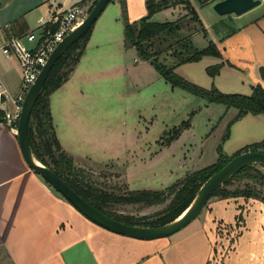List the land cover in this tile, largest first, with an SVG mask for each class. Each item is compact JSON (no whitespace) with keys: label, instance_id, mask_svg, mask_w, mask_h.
<instances>
[{"label":"crops","instance_id":"1","mask_svg":"<svg viewBox=\"0 0 264 264\" xmlns=\"http://www.w3.org/2000/svg\"><path fill=\"white\" fill-rule=\"evenodd\" d=\"M93 1L0 0V45L11 36L24 37L30 32L39 34L40 22L47 21L53 12L81 6L87 13ZM109 2H113L116 10L113 22L123 33L124 53L132 55L128 51L134 49L124 45L125 21L134 23L146 15V0H124V15L122 0ZM174 6L166 7L152 17ZM257 6L262 9L260 13L246 18L231 32L207 41L215 43L220 57L201 58L207 59V67L222 63L220 71L223 74L219 76L225 82L222 85L229 88L246 85V91H242L245 94H250L252 86L257 84L264 89V81L257 73V67L264 65V0H260ZM243 17L244 13L236 19ZM101 20L110 25V21ZM94 31L95 23L78 64L88 58V47L97 50L100 46L93 38ZM104 38L110 43L109 33ZM24 42L30 47L34 45L25 39ZM123 65L119 67L130 68L129 62ZM74 72L79 80L91 76L90 73ZM98 72L110 74V67ZM0 82L12 96L19 93L20 66L14 56H5L1 50ZM49 104L57 138L61 146L64 145L62 148L73 157L78 151L61 142L50 100ZM10 105V102L0 105V111L2 107L9 109ZM260 115L245 114L231 126L245 117H250L248 121L262 123ZM262 132L263 135L257 137V132L250 130L248 140H261L264 129ZM234 245H241L245 251L246 260L240 263L264 264V203L261 200L241 196L211 197L196 218L168 237L143 240L114 233L89 220L32 171L22 157L16 130H12L3 117L0 119V264H226Z\"/></svg>","mask_w":264,"mask_h":264},{"label":"rangeland","instance_id":"2","mask_svg":"<svg viewBox=\"0 0 264 264\" xmlns=\"http://www.w3.org/2000/svg\"><path fill=\"white\" fill-rule=\"evenodd\" d=\"M209 1L205 5L202 4L207 0L189 1L198 16L195 21L181 3L161 11L151 20L174 21L185 16L183 21L191 20L188 21L190 28L184 27L180 34H190L194 46L203 48L208 40L231 32L246 18L262 10L254 7L238 20L234 14L219 16L213 10V4L218 0ZM114 13L113 2H108L101 17L94 22L93 38L100 43L99 48L88 47V58L77 63L68 80L49 97L61 142L72 145L73 151L77 149L78 152L72 154L74 162L92 170L99 185L114 188L116 192L163 189L186 173L214 163L220 152L231 156L254 143L248 140L250 130L257 132V137L263 135V115H260L262 123L248 121L250 117H245L231 126L237 120L234 119L236 108L226 110L223 104L207 102L181 88L171 87L135 50L128 51L132 55H125L123 33L113 22ZM220 17L224 18L218 22ZM101 19L110 21V25L103 24ZM106 33L110 34V43L104 38ZM156 47L154 51L164 49V45ZM165 53L156 55L155 61L173 65V59ZM90 60L92 62L87 63ZM206 61L188 62L175 67L174 71L203 88L215 87L223 93L245 94L242 91H246V85L243 88L223 86L225 82L219 77L223 72L209 76ZM128 62L130 68L119 67ZM108 67L110 74H99L98 71ZM74 71L91 76L79 80ZM9 109H12L11 105ZM184 121H189L188 126L172 138L175 128ZM258 167L264 172L263 167ZM164 206L140 209L136 205H122L116 210L141 216L153 214ZM244 254L241 245H234L226 264H243L240 262H245Z\"/></svg>","mask_w":264,"mask_h":264},{"label":"trees","instance_id":"3","mask_svg":"<svg viewBox=\"0 0 264 264\" xmlns=\"http://www.w3.org/2000/svg\"><path fill=\"white\" fill-rule=\"evenodd\" d=\"M96 1L92 2L88 11ZM180 3L188 9L192 21L198 20V16L189 0H146V15L134 23L125 21L124 45L127 48H133L138 55L148 60L171 87L181 88L207 102L220 103L227 108H236L237 114L234 119L248 113L264 116V89L258 84L252 86L251 93L248 95L223 93L215 87L203 88L175 73V67L181 64L198 61L204 56L220 57V52L215 43L209 41L205 47L197 48L191 42L190 34L185 36L180 34V30L184 27L190 28L188 21L191 20L183 21L185 16H181L174 21L159 22L151 20L152 15L156 12ZM122 14H125L124 0H122ZM47 29L53 31L54 26L46 24L44 31ZM193 31H196V29ZM90 32L91 28L57 59L49 71L31 110L27 136L35 158L49 167L92 206L126 224L138 226L161 225L176 218L189 205L201 184L221 169L230 158L246 151L264 152V138L244 146L231 156L220 152L214 163L186 173L184 177L176 179L175 182L163 189H126L124 192H116L114 188L107 189L99 185L92 170L78 166L73 157L62 148L55 132L49 104L51 93L65 83L73 72L89 39ZM159 44L164 45V49L154 51ZM162 52H166L165 54L173 59V65L166 66L155 61V56ZM221 67L222 63L210 65L206 68V72L209 76H215L219 73ZM2 117L3 112L0 111V119ZM188 124L189 121L182 122L175 128L171 137H177ZM258 166L264 168L260 164L248 165L242 168L222 186L218 187L209 199L211 197L241 196L256 198L264 203V172ZM161 204H165V206L149 215L137 216L120 213L116 210L117 207L122 205H136L143 209Z\"/></svg>","mask_w":264,"mask_h":264},{"label":"water","instance_id":"4","mask_svg":"<svg viewBox=\"0 0 264 264\" xmlns=\"http://www.w3.org/2000/svg\"><path fill=\"white\" fill-rule=\"evenodd\" d=\"M109 1L110 0H97L79 24L67 35H65L49 54L44 66L41 68L34 82L25 93L16 129V136L18 138L22 157L27 166L36 174L41 176L92 222L114 233L136 239L150 240L168 237L184 228L194 218H196L213 192L242 168L253 164H260L264 166V152L246 151L230 158L221 169L213 173L201 184L189 205L176 218L157 226L126 224L106 215L82 198L49 167L38 161L31 151L27 136L28 120L31 110L42 90L49 71L57 59L74 42L78 41L90 28H92L94 22L97 20ZM259 3L260 0H218L213 4V10L220 16L230 14L239 16L254 8ZM257 73L259 78L264 81V65H259L257 67Z\"/></svg>","mask_w":264,"mask_h":264},{"label":"built area","instance_id":"5","mask_svg":"<svg viewBox=\"0 0 264 264\" xmlns=\"http://www.w3.org/2000/svg\"><path fill=\"white\" fill-rule=\"evenodd\" d=\"M85 15L81 6H73L64 12H53L47 21L40 22L39 34L30 32L24 37L11 36L0 45L1 52L5 56H14L21 69L20 91L17 95L12 96L0 82V105H5L6 102L12 104V109L2 107L3 119L12 130L17 129L25 93L44 66L49 54ZM46 24L54 26V30L44 31ZM24 39L33 42L34 45L27 46Z\"/></svg>","mask_w":264,"mask_h":264}]
</instances>
